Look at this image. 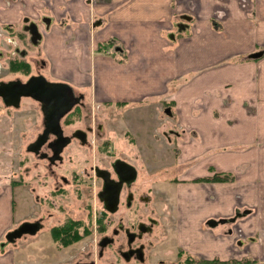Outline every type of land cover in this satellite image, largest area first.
<instances>
[{
    "label": "crops",
    "instance_id": "0c3cea01",
    "mask_svg": "<svg viewBox=\"0 0 264 264\" xmlns=\"http://www.w3.org/2000/svg\"><path fill=\"white\" fill-rule=\"evenodd\" d=\"M52 1L0 0V36L9 23L48 14L42 48L56 78L93 89L98 101L169 105L191 136L185 159L192 167L199 159L195 172L211 164L231 176L187 186L179 198L178 229L191 251L222 260L192 264H264V53L252 57L264 52V0ZM183 13L197 15L185 35ZM108 41L121 51L101 52ZM17 121L0 106V240L13 226ZM236 210V225L256 242L237 240L226 225L222 240L212 232L198 243L204 218ZM2 250L0 264L19 263L14 247Z\"/></svg>",
    "mask_w": 264,
    "mask_h": 264
},
{
    "label": "flooded vegetation",
    "instance_id": "af4514ba",
    "mask_svg": "<svg viewBox=\"0 0 264 264\" xmlns=\"http://www.w3.org/2000/svg\"><path fill=\"white\" fill-rule=\"evenodd\" d=\"M41 1L44 7L51 6L53 2ZM47 15L43 14L39 19L25 16L22 23H9L5 26L6 36H0V42L4 41L7 45L0 43V60L3 62L4 73H11L13 76L11 78L3 76L0 82L12 80L27 82L32 76H44L48 81L70 83L65 79L56 78L47 68L48 61L44 56L42 42L46 32L53 26ZM177 24L179 30L185 27L181 22ZM105 46H113V42L108 41ZM120 48L109 47L102 49L101 52L112 54L115 50L121 51ZM48 75L53 78H49ZM73 87L75 95H81V100L60 119V137L49 132L38 153L28 150V146L48 128L41 102L31 96H21L18 106L8 105L0 96V106L9 110L13 116L16 115L17 122L19 118L25 117L18 113L24 97L37 101L40 108V120L29 124L36 126L35 138L26 146V150L38 160L26 166L20 173L17 167L19 159L17 161L15 159L11 176L13 226L0 240V248L4 250L11 245L16 253L19 245L15 244L18 239L24 235H34L43 227L41 222L43 218L37 215L43 211L42 200H49L50 196L57 195L60 200L57 204V209H60V222L52 225L50 230L54 226L60 229V241L54 240L57 250L60 251V263L44 264H192L222 261L218 255L208 258L202 252L191 251L190 244L184 240L183 233L178 229L179 198H182L183 190L187 186L195 184V187H198L200 184L228 181L231 176L217 170L216 166L211 164L205 165L203 172H195L203 169L198 164L199 159L193 162L194 167L191 165L193 159H185L189 155L185 148L192 141L191 136L177 124L176 116L170 111L169 105L166 104L165 110L170 117L165 120L169 121L166 123L170 126L161 129L162 133L154 129L151 135L156 143H160L159 138L163 136L171 162H166L164 156L155 155V143L152 147L148 145L152 153L150 161L145 159L143 134L140 131L106 128L102 123H96V113L88 106L91 103L86 101L85 92ZM102 103L111 104L109 101H99V107L104 106ZM118 104L126 105L116 103ZM152 108L157 110L161 120L160 104H155ZM50 109L51 104L48 107L49 112ZM17 130L18 127L16 134ZM121 138L127 142L126 146L129 148L118 144ZM59 146L60 152L57 154L55 149ZM42 161L45 163V177L51 176L55 179V174H59L56 169L60 168L56 184L49 194L48 192L41 194L40 191L37 193L36 186L33 185L36 180L38 186L45 185L46 179L39 181L41 174L37 170L40 164H44ZM162 161L164 164H160ZM69 166L76 167L71 168L66 175L65 168ZM160 173L167 175L163 182L160 181ZM27 188L31 191L27 193L25 201L24 190ZM70 198L83 202L85 216L79 215L80 210L77 213L80 217L77 218L66 212L64 204ZM34 199L38 203V209L32 205L34 211L31 214L26 212L16 214L18 202L23 206L24 202ZM95 199L97 202H93ZM236 212L237 210L230 216L215 213L204 218L202 221L204 231L201 234L197 233L198 243L202 245V240L212 232L211 236L215 240H222L225 234H229L227 231L224 232L226 225L230 233L236 232L237 240L242 238L256 242L257 237L254 235L246 237L242 229L236 225L238 216ZM52 214L49 212L48 216ZM26 224H36L39 228L35 232L23 231L12 241L7 240L8 233L20 230ZM214 229L217 231L214 232ZM88 238H90L88 244H91L88 251L83 249L80 254L70 252L69 258L61 254ZM233 252L238 254V248H233ZM76 256L79 258L75 259Z\"/></svg>",
    "mask_w": 264,
    "mask_h": 264
},
{
    "label": "rangeland",
    "instance_id": "374dc122",
    "mask_svg": "<svg viewBox=\"0 0 264 264\" xmlns=\"http://www.w3.org/2000/svg\"><path fill=\"white\" fill-rule=\"evenodd\" d=\"M185 33H181V34L185 35ZM6 74L7 73L2 72L0 76L2 77L4 76V78H9V77L11 78L13 76L11 73L10 74L8 73L7 75ZM13 74L20 75L18 73H13ZM48 77L53 78L51 75H48ZM75 89L85 92L87 96L86 101L88 103H91L90 104L91 106L89 104L88 106L91 108L93 112L96 113V123L100 122L106 128L111 127L118 130L135 129L136 131L137 130L140 131V133L143 134L142 144L145 146V159L152 161V153L150 152L148 145L152 147L155 143V149H156L155 155L157 157L164 156L166 162L168 161L171 162L169 157V152L167 151V144L164 143L165 139L163 138V136L159 138L161 142L156 143V141L153 139L151 135L154 129L159 131L158 133H162L161 129L163 128L166 129L170 126L168 123H166L169 121L165 120L170 117L165 110L166 104L160 106L159 111L161 112V116H160L161 120H159V114L158 112H156L157 110L155 108L154 109L152 108V106L155 105L154 100L152 98L149 99L148 101H144L142 103L140 102L138 104H130L128 106L119 105V104L116 105L115 103H111V104L109 103V105H105L104 103H102L104 106L99 107V101L96 98L93 89L80 88L79 86L75 87ZM18 113L25 116L24 118H19V122H17L16 127H18V130L15 137V151H14V155H15L14 160L16 159L17 161L19 159L17 162V167L19 172L21 173V171L24 170L26 166L32 165L35 160H38L37 157H35L32 153L26 150V146L30 140L35 138L36 130L34 129V127L36 126L29 124L34 122L35 120L36 121L40 120L39 103L31 98L24 97L21 101V106ZM99 113L101 115H99ZM113 117H117V118L114 119ZM37 124H39V122ZM111 132L114 133L113 130ZM118 144H120L121 146L122 145L126 146L127 142L123 138H121ZM128 144H130V142H128ZM125 148H129L128 145ZM20 160H22V162ZM162 163L164 164V161L160 162V164ZM44 165L45 163L40 164L37 170L41 174V176L39 177V181H44L46 179L45 185L41 187L38 186L37 180L34 181L33 185L36 186L37 193L40 191L41 194H44L45 192H48L49 194L50 190L53 189L52 187H54V185L56 184L57 181L56 176H59L60 168L56 169V171L59 174H55V179H53L51 176L45 177ZM166 165H168V163ZM73 167L76 166L66 167L65 174L68 175L70 169ZM166 176H167L166 174L160 173L159 174L160 181L163 182ZM30 191L31 189L29 188L24 190V192H26L25 201H26V197L28 196L27 193H30ZM50 197L51 199L49 200L47 199L42 200L43 211L37 213V215H40L43 218L41 220L43 227L34 235H24L21 239H18L15 244L17 246L19 245L18 250L15 254L16 261L19 263L22 264L25 263L44 264V263H58V262L60 263V256H61L60 251L57 250V244L52 238L50 232V227L60 222V209L59 210L57 209V204L60 203V200H58L57 195ZM38 202H40V200H38ZM93 202H97V200L95 199L93 200ZM32 205L34 208L37 209L39 208L37 206L38 203L37 201H35V199L24 202L23 206L20 204V202H18L16 214L17 215L25 214V212L27 214H31L34 211V209L31 208ZM25 208L27 209L26 211ZM64 208L66 212L69 213L70 216H73L75 218L80 216H85L86 210L83 209V202L81 200L70 198L65 201ZM78 211L80 216H77ZM49 212L53 213L52 216H48ZM89 240L90 238H88L87 240L83 239L77 244H75L69 251L66 250L64 253L61 254H64L69 258L70 252L71 253L78 252L80 254L82 253L80 251L83 249H86V251H88L89 249H91V244H88ZM78 258H79L78 256L75 257V259Z\"/></svg>",
    "mask_w": 264,
    "mask_h": 264
},
{
    "label": "water",
    "instance_id": "95a60500",
    "mask_svg": "<svg viewBox=\"0 0 264 264\" xmlns=\"http://www.w3.org/2000/svg\"><path fill=\"white\" fill-rule=\"evenodd\" d=\"M187 18L191 19V17ZM263 53L262 50L258 51L253 53L252 57H259ZM0 96L8 105L18 106L21 96H31L41 102L42 111L46 114V126L48 128L34 142L29 144L28 150L35 153L39 152L49 132L60 137V119L81 100V95H75L71 84L48 81L44 76H32L27 82L20 80L1 81ZM49 104L52 105L51 112L48 111ZM55 152L57 154L60 152V146L55 149ZM38 228L36 224H26L20 230L8 233L7 240L12 241L23 231L35 232ZM105 243L104 240L103 244Z\"/></svg>",
    "mask_w": 264,
    "mask_h": 264
},
{
    "label": "trees",
    "instance_id": "16d2710c",
    "mask_svg": "<svg viewBox=\"0 0 264 264\" xmlns=\"http://www.w3.org/2000/svg\"><path fill=\"white\" fill-rule=\"evenodd\" d=\"M51 235L55 241H60V229L58 226H54L51 228Z\"/></svg>",
    "mask_w": 264,
    "mask_h": 264
}]
</instances>
